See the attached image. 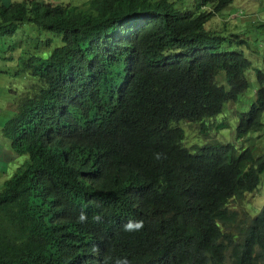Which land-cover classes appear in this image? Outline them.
Returning a JSON list of instances; mask_svg holds the SVG:
<instances>
[{"label": "trees", "instance_id": "1", "mask_svg": "<svg viewBox=\"0 0 264 264\" xmlns=\"http://www.w3.org/2000/svg\"><path fill=\"white\" fill-rule=\"evenodd\" d=\"M191 1L193 4L198 2ZM212 1L213 12L197 8L191 14H181L189 6L179 8L172 0H90L83 8L66 9L45 8L41 0H31L21 2L13 9L15 4L0 8V35H13L23 26V33L28 28L43 26L48 45L60 35H65L66 41L63 49L51 47L52 52L43 60L45 66L34 73L38 88L22 101V116L10 125L7 123L9 126L3 132L5 138L17 142L14 146L17 152L28 154L31 159L30 164L9 181L6 190L0 191V264H10L7 253L11 244L17 241L27 244L30 252L16 264H52L51 253L56 238L49 232L64 223L71 234L77 236V208L84 204L88 192L84 186L88 185L86 179L91 176L92 169L73 168L68 172L67 176L79 172L70 187L77 188L80 195L69 196L63 202L44 199V195H34L35 198L27 200L25 191L19 194V186L27 184L37 193L44 191V186L37 181L38 173L46 171L42 161L51 162L61 152V139L56 149L49 145L48 131L64 126L63 121H56L55 115L61 114L67 125L72 123L69 135L82 131L90 119L85 105L81 106L82 92L102 75L127 72L123 70L125 62L141 60L135 69L141 66L154 68L164 61L171 63L164 66L168 73L159 78L143 73L139 86L123 98L108 101L109 118L115 122L113 126L120 138L123 161L110 165L100 178L102 190L123 191L129 175L139 176L142 168L136 151L142 141L159 144L161 154L174 151L178 132L174 123L168 121L169 112L185 103L192 93L213 100L216 112L211 114H214L226 103L237 101L242 92L257 87L247 78L252 73L260 86L257 92L260 99L257 98L245 114L244 134L250 133L252 122L261 123V118L264 119L261 110L264 106V63L261 67L260 62L243 59L253 43L259 48L261 35L249 24L230 30L223 28L219 21V29H213V20L233 0ZM153 15H159V18L148 17ZM138 22V34L129 38L123 51L110 47L119 23L132 27ZM144 90L158 98L146 101ZM134 113L141 115L142 120ZM237 136L243 137L241 133ZM258 157L254 149L242 150L228 142L212 156L211 174L198 175L203 183L206 204L211 207L214 217L205 240L192 248L190 264H224L228 251L231 253L227 264L264 262L263 257L254 256L257 246L264 249V209L252 217L246 212L230 210L228 206L230 199L256 190L264 172V158ZM41 180L45 181V178ZM161 188L157 181L150 185L145 197L148 208L143 229L136 235L122 233L114 241L119 240L114 247L115 255L110 259L124 257L130 264L152 259H161V264H187L169 257L161 258L168 247L167 243L157 242L160 234L156 233L155 227L170 215L165 210H160L158 217L154 215V208L161 199L158 194ZM121 196L124 195L121 193ZM166 199L169 201L168 197ZM215 220L221 221L225 228L237 227L238 233H222ZM65 232H59L57 242L64 240L62 233Z\"/></svg>", "mask_w": 264, "mask_h": 264}, {"label": "clouds", "instance_id": "2", "mask_svg": "<svg viewBox=\"0 0 264 264\" xmlns=\"http://www.w3.org/2000/svg\"><path fill=\"white\" fill-rule=\"evenodd\" d=\"M26 1L31 0L1 1L0 8H4L7 4H15L11 8L13 9L21 2ZM41 1L45 8L50 9L83 8V6H77V2L81 0H55L54 3L46 0ZM172 1H175L179 8L189 6L181 14H191L197 8L201 10L209 9V12H213L215 6L212 0H198L194 4L191 0ZM236 1L233 0L218 16L228 12ZM261 12H263V18L264 11H260V14ZM218 16L212 22L217 26V22H221ZM148 17L159 18V15ZM138 26L139 22L132 27H126L124 24L119 23L117 27L118 31L113 36V42H111L110 47L117 49L119 52L123 51L129 38L138 34ZM24 28L25 26L21 28L22 30L10 36L0 35V40L12 39L10 47L13 51H18L24 47L25 42L27 43V50L22 48L20 57L21 64L23 65L22 70L29 72L35 78L34 73L40 71L45 66L43 60L49 52H52L50 51L51 47H56L55 49H63L65 47V35L55 37L53 43L48 45L45 27L28 28L27 32L23 33ZM231 44L235 45L232 42ZM243 59L252 63V59L247 53ZM140 61L132 60L125 62L123 70L127 72L119 73L118 75H102L82 92L80 96L81 106L85 105V109L90 117L82 131L69 135L72 123L67 125L61 114L55 115L56 121H63L64 126L53 127L48 131L49 145L51 149H56L61 139V152L51 162L49 160L42 161V165L46 166V171L38 173L37 181L40 185L44 186V191L37 193L34 188L27 184L19 186V194L25 191L27 200L35 198L34 195H44V199L54 198L57 202H63L69 196L77 197L80 195L77 188L70 187L72 182L76 181L75 178L79 176V172L74 171L67 176L68 172L73 168L80 170L92 169L91 176L86 179L88 185L84 186V190L88 191L85 195L84 204L77 208V211H79L77 216V226L79 227L77 236L71 234L68 225L64 223L59 224L49 232V235L56 238L53 241L51 253L53 255L51 259L52 264H130L129 259L124 257L110 259V256L115 255L114 247L119 240L117 242L114 241L122 233H125V236L136 235L143 229V220L146 219L145 211L148 208L145 197L149 193V187L154 181L159 182L162 186L158 193L161 199L158 206L154 208V215L158 217L160 210H165L170 214L161 225L155 227L156 233L160 234L157 242L167 243L166 246L168 247L167 250L162 252L161 258L169 257L175 260V262L185 261L187 264H190L193 255L192 248L198 247L205 240L209 223L214 217L211 207L206 204V197L203 195V183L198 178V175L200 173L211 174L210 164L212 163V156L228 144L224 138L221 140L216 139L217 136H215L214 140H206L204 143H200L198 140L204 137V133L207 131L216 130L217 132H221L230 128L231 123L227 120L231 117L238 118L235 129L236 138H238L237 133H241L243 137L238 139H245L251 136L253 140H262L264 119L261 118V123L258 124L252 122L249 125L251 128L248 135L244 134V126L242 124L243 120L246 119L245 114L256 103L257 98L260 99L259 93L257 94L260 88L259 85L251 92H242L237 101L226 103L214 114H211L216 112L213 109V100L206 97L201 98L197 94L192 93L185 103L169 112L168 121L174 123L178 132V140L174 151L170 154H161V150L158 149L159 144L142 141L136 151V157L142 168V172L138 173L139 176L129 175L128 183L123 191L102 190L99 184L100 178L105 175L110 165L123 161L120 138L113 126L115 122L109 118L108 101L112 98H123L130 90L139 86L141 81L140 76L143 73H149L155 78L168 73L165 71L164 66L171 63L164 61L156 67L153 66L155 69L146 66L135 69ZM0 73L4 74L6 71L2 70ZM247 78L250 79L251 77L247 75ZM35 85L37 84L34 82L25 91H9L10 94L7 97V101L3 102L6 110L13 115L7 122L9 125L22 116L24 111L22 101L26 97L31 96L38 88ZM144 92L146 101L150 102L158 98V96L153 95L147 90H144ZM19 95L21 96L19 97ZM2 96H0L1 100H3ZM242 96L252 99L247 105L248 110L243 111L240 109L231 113L229 105H238L242 100ZM225 110L226 113L224 114ZM261 110L263 111L262 115H264V106ZM220 115H223V118H219ZM134 116L142 120L141 115L134 113ZM203 123L208 126H205L203 131H201V124ZM6 124L4 125L3 123L0 127V138L2 137L8 141L9 149H11L9 152L17 159L24 157V160L28 159V161L24 164L22 162L13 176L3 183L0 187V191L2 190V192L6 190L7 185L10 183L9 181L13 180L18 173H21L30 164L31 159L28 154H21L16 151L14 146H17V142L13 143L10 139L5 138L3 132L9 126H6ZM241 148L248 151L252 149L245 146ZM258 158H264V153ZM263 174L264 172L260 175L256 190L240 197L242 198L241 201L245 199L246 195L257 192L261 185V176ZM42 178H45V181H42ZM145 181L152 182L147 185L144 184ZM121 193L124 195L123 197ZM167 197L169 201L166 199ZM240 198L230 199L228 202L229 208L231 202H236ZM263 209L264 206L260 213ZM246 213L250 215L248 212ZM215 222L219 223L224 234L235 235L238 233L237 227L225 228L221 221L215 220ZM61 231H66L62 233L64 240L57 242L59 240V232ZM29 252L30 249L24 242H13L7 253V260L10 264H16L20 262L19 260L23 261ZM230 253V251L226 253L224 264H227ZM254 256L264 258V249L257 246ZM138 264H161V259H152L150 262L147 260L145 263L141 262ZM260 264H264V262Z\"/></svg>", "mask_w": 264, "mask_h": 264}, {"label": "rangeland", "instance_id": "3", "mask_svg": "<svg viewBox=\"0 0 264 264\" xmlns=\"http://www.w3.org/2000/svg\"><path fill=\"white\" fill-rule=\"evenodd\" d=\"M8 1V0H0ZM50 2H55V0H46ZM70 1V0H68ZM89 0L78 1L77 6L82 7ZM235 3V5H234ZM230 7L229 11L224 15H219L221 22L223 23V28L230 30H236L239 26L244 24H249L252 26V29H255L256 32L260 33L261 40L259 41V48H255V43L252 44L251 51H247V55L254 60L255 62H260V66L263 67L264 63V17L262 18L264 11V0H237ZM239 25V26H238ZM212 28L216 30L219 29L214 23ZM222 28V27H220ZM222 28V29H223ZM247 34V33H245ZM12 39H2L0 40V71L5 70L6 73H0V127L4 125L13 117V115L6 110L3 102L7 101V97L10 94V90H20L25 91L29 89L30 86L34 83V78L30 75L29 72H24L22 70L23 65L21 64V52L22 48L27 50V43H24V47L18 51H13L11 49ZM60 44V42H59ZM23 49V50H24ZM255 49V50H254ZM258 64V65H259ZM264 70V69H263ZM249 72V71H248ZM247 72V73H248ZM253 82V86H257L256 78L252 73L248 74ZM251 92V91H249ZM21 95H19L20 97ZM1 98V97H0ZM252 99H248L246 96H242V100L238 105L230 104V111L234 113L237 110L242 109L243 111L248 110V104ZM226 110L224 111V114ZM219 118H223V115H220ZM227 121L231 123V127L227 128L221 132L216 130L207 131L204 133V137L200 138L198 142L204 143L206 140H221L225 139L227 142L234 143L236 147L241 148L242 146L251 147L256 151L257 156H262L264 153V133L261 136L262 140L259 139L253 140L251 136L246 137L245 139H238L235 135V129L238 122L237 117H231ZM208 126L207 124H201V131L203 128ZM258 147V148H257ZM8 141L0 138V187L3 183L13 176L16 170L19 168V165L23 162L26 163L28 159L24 160V157L16 158L11 152H9ZM22 164V165H23ZM264 206V174L261 176V185L257 192L254 194L246 195L243 201L231 202L230 208L240 212H248L251 216H256L260 213L261 209ZM247 210V211H246Z\"/></svg>", "mask_w": 264, "mask_h": 264}]
</instances>
